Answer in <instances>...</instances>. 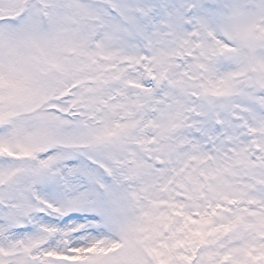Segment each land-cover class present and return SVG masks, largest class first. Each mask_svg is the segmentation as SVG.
Segmentation results:
<instances>
[{
	"label": "snow or ice",
	"instance_id": "6c2138e0",
	"mask_svg": "<svg viewBox=\"0 0 264 264\" xmlns=\"http://www.w3.org/2000/svg\"><path fill=\"white\" fill-rule=\"evenodd\" d=\"M0 264H264V0H0Z\"/></svg>",
	"mask_w": 264,
	"mask_h": 264
}]
</instances>
